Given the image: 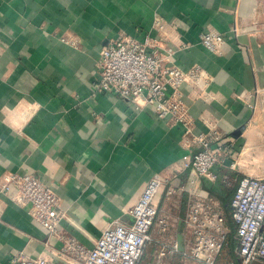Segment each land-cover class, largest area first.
Returning a JSON list of instances; mask_svg holds the SVG:
<instances>
[{"label": "crops", "instance_id": "obj_1", "mask_svg": "<svg viewBox=\"0 0 264 264\" xmlns=\"http://www.w3.org/2000/svg\"><path fill=\"white\" fill-rule=\"evenodd\" d=\"M248 2L0 0V264L18 252L67 264L51 253L62 241L34 218L31 205L1 191L11 172L51 185L65 212L60 231L87 246L114 221L133 222L130 210L147 182L163 180L154 205L169 227L154 225L139 264H195L182 253L192 240L184 222L189 189L210 192L234 229V187L197 174L189 163L198 146L182 124L93 89L110 39H160L164 50L174 47V65H198L212 78L203 93L183 84L181 97L194 134L215 128L226 135L230 155L218 171L264 176V18L259 12L253 20ZM208 31L224 36L221 52L201 43ZM233 161L237 170L229 168ZM231 241L225 258L235 257ZM174 242L180 251L161 256Z\"/></svg>", "mask_w": 264, "mask_h": 264}, {"label": "built area", "instance_id": "obj_2", "mask_svg": "<svg viewBox=\"0 0 264 264\" xmlns=\"http://www.w3.org/2000/svg\"><path fill=\"white\" fill-rule=\"evenodd\" d=\"M200 40L213 52H221L225 42L224 36L214 31L203 33ZM160 41L150 34L139 39L126 33L110 39L97 60L93 91L116 94L130 100L139 111L151 107L160 118L182 124L184 136L192 135L198 146L189 163L197 174L234 187L229 217L234 229L210 192L189 189L184 222L192 240L190 248L182 251L183 255L195 264H264V176L244 173L236 178L218 171L230 155L226 135L215 128L194 134V122L181 97L183 84H188L195 93H203L212 78L198 65L188 70L174 65L171 59L174 47L164 50ZM229 168L237 170L236 162L233 161ZM162 185L160 178H151L130 210L133 222L114 221L92 246L60 231V222L65 217L60 197L40 178L11 172L4 176L1 191L19 204L31 205L34 218L62 241V246L52 249L51 253L64 263L139 264L147 244L153 240L154 225L157 224L162 232L169 227L168 219L160 217L154 205ZM168 193L176 191L170 188ZM230 238L235 240V257L225 258ZM179 251L178 243L174 242L172 248L160 249V255ZM9 264L58 263L48 255L32 257L18 252L13 254Z\"/></svg>", "mask_w": 264, "mask_h": 264}, {"label": "rangeland", "instance_id": "obj_3", "mask_svg": "<svg viewBox=\"0 0 264 264\" xmlns=\"http://www.w3.org/2000/svg\"><path fill=\"white\" fill-rule=\"evenodd\" d=\"M251 8H252V19L257 20V16L259 12H261V16L264 18V0H250ZM247 3V2H246ZM257 25V23H255ZM260 25V24H258ZM257 264V263H256Z\"/></svg>", "mask_w": 264, "mask_h": 264}, {"label": "trees", "instance_id": "obj_4", "mask_svg": "<svg viewBox=\"0 0 264 264\" xmlns=\"http://www.w3.org/2000/svg\"><path fill=\"white\" fill-rule=\"evenodd\" d=\"M235 241H233V239H232V241H231V244H232V247L235 245V243H234Z\"/></svg>", "mask_w": 264, "mask_h": 264}, {"label": "water", "instance_id": "obj_5", "mask_svg": "<svg viewBox=\"0 0 264 264\" xmlns=\"http://www.w3.org/2000/svg\"><path fill=\"white\" fill-rule=\"evenodd\" d=\"M238 133H240V131H239ZM237 135H238V134H237Z\"/></svg>", "mask_w": 264, "mask_h": 264}]
</instances>
